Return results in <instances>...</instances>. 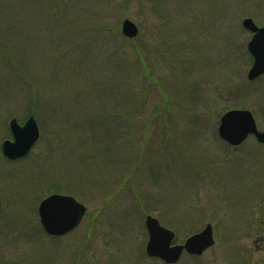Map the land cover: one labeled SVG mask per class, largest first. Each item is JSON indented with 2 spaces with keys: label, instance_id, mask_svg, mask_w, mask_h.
Instances as JSON below:
<instances>
[{
  "label": "rangeland",
  "instance_id": "obj_1",
  "mask_svg": "<svg viewBox=\"0 0 264 264\" xmlns=\"http://www.w3.org/2000/svg\"><path fill=\"white\" fill-rule=\"evenodd\" d=\"M245 18L264 26V0H0V264H166L147 216L174 244L212 226L176 264H264V144L218 134L234 109L264 131ZM31 115L40 139L8 161L9 122ZM52 194L87 209L62 238L38 214Z\"/></svg>",
  "mask_w": 264,
  "mask_h": 264
},
{
  "label": "water",
  "instance_id": "obj_2",
  "mask_svg": "<svg viewBox=\"0 0 264 264\" xmlns=\"http://www.w3.org/2000/svg\"><path fill=\"white\" fill-rule=\"evenodd\" d=\"M242 26L252 34L247 48L253 64L247 78L249 81H255L264 75V26H257L251 18H245ZM122 34L134 39L139 34V28L134 22L126 19L122 24ZM9 130L12 139L5 140L2 144L4 157L11 162L24 159L40 139L37 120L31 115L21 125L16 118H12ZM218 134L223 141L234 147L242 145L249 137H254L258 143L264 144V131H259L255 117L249 110L234 109L225 112L220 119ZM86 212V207L74 197L62 194L48 196L38 208L43 229L53 237H61L74 231L81 224ZM145 227L148 233L147 255L166 264L178 263L184 253L201 256L215 243L210 224L201 232L190 236L184 244H174L175 233L163 227L152 216L146 217Z\"/></svg>",
  "mask_w": 264,
  "mask_h": 264
},
{
  "label": "trees",
  "instance_id": "obj_3",
  "mask_svg": "<svg viewBox=\"0 0 264 264\" xmlns=\"http://www.w3.org/2000/svg\"><path fill=\"white\" fill-rule=\"evenodd\" d=\"M96 91H97V89H96ZM102 132V135H103V139H105V140H108V139H111V133H110V131H108V130H106V131H104V133H105V136H104V134H103V131H101ZM102 139V140H103ZM98 143V145H102V146H105V147H107V145L110 147V144L109 143H107V145L104 143V142H102L101 140L100 141H98L97 142ZM107 150H108V148H107ZM130 175L127 177V181H129L130 180Z\"/></svg>",
  "mask_w": 264,
  "mask_h": 264
},
{
  "label": "flooded vegetation",
  "instance_id": "obj_4",
  "mask_svg": "<svg viewBox=\"0 0 264 264\" xmlns=\"http://www.w3.org/2000/svg\"><path fill=\"white\" fill-rule=\"evenodd\" d=\"M62 237H63V236H62ZM62 237H61V238H62ZM58 238H59V237H58Z\"/></svg>",
  "mask_w": 264,
  "mask_h": 264
}]
</instances>
